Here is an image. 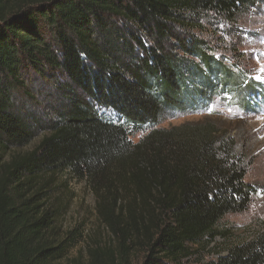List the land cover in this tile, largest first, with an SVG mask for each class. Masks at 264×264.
Masks as SVG:
<instances>
[{"label": "trees", "instance_id": "obj_1", "mask_svg": "<svg viewBox=\"0 0 264 264\" xmlns=\"http://www.w3.org/2000/svg\"><path fill=\"white\" fill-rule=\"evenodd\" d=\"M260 1L0 0V264H131L140 248L139 264H179L217 237L215 264H264V223L231 244L219 228L254 190L237 140L210 119L157 126L216 93L248 104L256 87L199 32ZM66 173L115 247L71 255L83 230L49 202Z\"/></svg>", "mask_w": 264, "mask_h": 264}, {"label": "rangeland", "instance_id": "obj_2", "mask_svg": "<svg viewBox=\"0 0 264 264\" xmlns=\"http://www.w3.org/2000/svg\"><path fill=\"white\" fill-rule=\"evenodd\" d=\"M213 27L209 32H199V35L210 40L215 56L225 66L241 74L245 82L248 81L256 90L248 92L247 105L235 101L229 95L216 93L208 105L203 103L202 106L183 113L167 112L157 126L167 128L187 121L210 119L227 135L237 140L240 154L248 166L245 182L254 190L246 209L227 213L219 222L220 229L230 230L233 239H229L227 243L231 244L250 237L264 223V0L242 13L235 23L217 21ZM105 113L113 122L118 120L113 112ZM41 135L20 151L31 150L39 142ZM141 135L142 133H135L131 139L135 142ZM49 185L52 193L49 202L60 206L63 228L80 226L83 230L85 240L73 249L71 255L84 251L86 243L115 247L116 240L110 237L108 230L100 222L95 208V196L86 181L66 173ZM215 240L216 248H210L211 244L208 248L195 249L179 264H215L217 256L226 253L224 240L220 237ZM142 251L140 248L132 253L131 264L141 262Z\"/></svg>", "mask_w": 264, "mask_h": 264}, {"label": "snow or ice", "instance_id": "obj_3", "mask_svg": "<svg viewBox=\"0 0 264 264\" xmlns=\"http://www.w3.org/2000/svg\"><path fill=\"white\" fill-rule=\"evenodd\" d=\"M207 99L210 100L211 99V96H209Z\"/></svg>", "mask_w": 264, "mask_h": 264}]
</instances>
